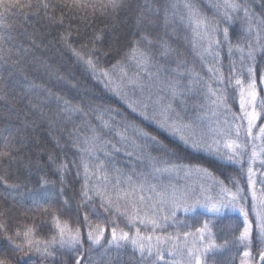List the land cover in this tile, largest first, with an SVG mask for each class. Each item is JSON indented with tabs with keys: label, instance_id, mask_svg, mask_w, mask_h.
<instances>
[{
	"label": "snow or ice",
	"instance_id": "1",
	"mask_svg": "<svg viewBox=\"0 0 264 264\" xmlns=\"http://www.w3.org/2000/svg\"><path fill=\"white\" fill-rule=\"evenodd\" d=\"M58 7L61 14L56 17L53 13ZM122 7H126L124 0H0V25H4L5 18L10 15L27 17L43 12L53 22L63 24L67 16L69 20L76 19L91 26L97 12L102 17L110 14L114 17ZM208 7L210 14L204 11L198 0H171L163 9L165 24L178 21L190 31L196 55L210 65V79L189 70L190 78L184 87L179 79L165 82L159 79L158 72L154 74L148 71L152 57L141 48L139 41L134 42L132 59L137 68L146 73L148 83H145L139 72L129 76L120 61L112 66L121 72L118 82L108 70L99 66L100 55H107V52L96 47V43L103 38L102 30L94 31L90 37L91 47L87 43L81 45V49L86 48L87 52L68 43L73 35L72 25L68 26L69 31L62 34L61 38L92 75L102 80L105 88L112 91L133 112L179 140L193 153H204L218 161L229 183L218 179L209 168L200 163L182 161L176 149L153 132L123 118L117 120L120 113L116 109L89 104L87 107L99 122V129L88 122L89 133L80 135L78 130H74L75 136L71 139V145L79 155V164L75 160L71 163L77 166V175L83 177L81 200L76 207V224L72 225L61 215L63 208H70L67 199L62 200L63 208L57 209L53 205L55 197L51 191L39 195L21 194L17 199L14 192L20 185L9 183L5 170V174L0 175V182L11 190L4 199L11 198L13 204L5 207L0 202V217L19 205L23 209L22 215L42 212L50 216V221H41L39 225L35 221L32 224L17 221L22 227H16L11 232L0 221V241H3L0 244V264H80L85 255V264H102L100 257L107 258L105 264H113L109 249L114 248L119 256L120 250L128 247L138 255L140 264H213L209 256L215 257L217 253L228 251L230 245L242 247L244 258L251 257L253 223L259 260L264 261V123L257 126V122L264 117V97L259 95L254 71L257 56L264 57V41L261 40L264 18L255 15L249 0H208ZM154 11L159 13L160 9L155 8ZM237 20L243 22L244 35L255 37L254 42L249 40L246 45L239 41L235 45L232 43L229 25ZM76 29L78 35L79 25ZM142 39L148 44L152 43L147 36H142ZM223 44L227 45L230 57L233 48L240 54V67H236V61H231L227 77L215 66ZM161 47L165 56L170 51H175L166 40L161 41ZM11 51L10 48L5 50L0 47V59L7 63ZM206 57H211L212 60H206ZM246 61L250 62L246 68L247 79ZM182 63L178 61L172 70L178 77L185 75ZM153 76L157 80L155 84L151 82ZM261 79L264 81V76ZM128 85H134L139 90V96L134 92L129 94ZM229 89L238 99L239 114L233 112L228 104ZM201 90L204 104L200 107L205 110L197 113L194 120H185L174 106L175 103L186 105V94ZM57 100L62 102L64 112L79 113L87 118L89 112L80 103L73 104L62 97H57ZM221 110L225 117L230 115L232 119L225 118L221 122L218 118ZM104 133H115L124 144L128 156L133 155L132 151H127L130 142L132 149L139 150L138 160L147 157L152 173L168 176L195 174L207 181V185L201 183L198 188L187 185L180 188L170 183L158 187L156 183H150L144 173L134 179L133 175L123 173L116 167L110 158L109 147L117 152L120 149L110 139H106ZM14 139L10 134L0 143V164L4 160L16 159L13 152H18L19 149L13 143ZM153 150L160 155L153 156ZM68 165L66 160L58 165L61 182L63 174L68 171ZM229 169L233 171H228ZM41 183L47 187L53 182L42 179ZM213 187L217 189L215 195L210 194ZM60 192L62 194V188ZM97 202L99 209L110 218L111 223L110 238L105 243L102 241L105 239V231L109 230L105 227L109 220L102 217ZM198 210H203L214 218L237 213L242 217V230L235 235L234 241L225 238L222 243H217L209 220H203L193 230L190 224L176 219L177 212L182 211L185 216L191 215L195 220ZM250 212L254 222L250 219ZM79 214H82L86 233L81 231ZM93 216L96 217L95 220L92 219ZM117 217L124 219L130 230L119 228ZM181 224L188 230L179 231ZM170 226L177 230L167 232L166 229ZM41 228L49 230L47 237L41 235ZM85 235L89 242L87 249L84 247ZM94 248L101 250L100 257L93 255ZM57 253H60L58 260ZM25 257L29 258L28 261H25ZM219 264L225 262L220 261ZM241 264H249V261L243 259Z\"/></svg>",
	"mask_w": 264,
	"mask_h": 264
},
{
	"label": "trees",
	"instance_id": "2",
	"mask_svg": "<svg viewBox=\"0 0 264 264\" xmlns=\"http://www.w3.org/2000/svg\"><path fill=\"white\" fill-rule=\"evenodd\" d=\"M126 7L118 10V15L100 16L97 12L94 22L91 26H86L79 20H69L65 16L63 24L53 22L43 15H10L5 18L4 25H0V47L5 50L11 49L10 56L7 57V63L0 59V143L3 138L13 135L15 139L13 143L19 149L13 152L16 157L14 161L4 160L0 164V175L7 171V180L9 183L20 185L14 192L17 199L21 194L25 196L39 195L45 191H51L54 194L53 205L57 209H62V200L67 199L70 208H63L61 215L68 219L72 225L77 222L78 213L76 207L81 200V185L83 182L82 175H77V166L71 161L75 160L79 164V155L77 150L72 147L71 139L74 138V130H78L80 135L88 134V122L99 129V122L95 119L94 113L90 112L88 105L111 107L116 109L121 118L132 122L136 125L144 127L146 130L158 135L170 147H174L178 157L184 162L200 163L209 168L214 175L226 184L229 181L223 174L224 169L218 161L213 157L204 153H193L191 149L186 148L179 140L169 136L156 127L155 124L145 121L138 113L133 112L127 105L119 99L112 91L105 88L102 80L97 79L91 71L78 60L74 53L61 38L62 34L69 31V25H72L71 31L73 35L69 38L68 43L78 50L87 52V49H81V45L87 43L91 47L90 37L94 31L102 30V40L96 43V47L107 55H100L98 61L99 66L109 71V74L117 82L121 77L119 69H113V65L120 61L127 70L129 76H133L139 72L141 78L148 83L146 73L138 69L132 59V49L134 42L139 41L143 50L149 52L152 57V64L148 71L159 73V79L167 82L169 79L173 81L179 79L181 86L187 85L190 78L189 70L198 72L205 79H210L208 72L209 64L201 61L193 49V36L190 31L179 24L178 21L165 24L164 7L171 3V0H124ZM204 11L209 12L208 0H198ZM253 12L256 16L264 18V0H249ZM159 8L160 12L154 11ZM110 12V10H108ZM61 14L59 7L53 13L56 17ZM78 15L80 13H77ZM140 21V22H138ZM243 22L235 21L229 25V35L232 43L235 45L239 41L242 45H246L249 40L255 41V37L244 35L242 31ZM79 25V34L77 35L76 26ZM147 36L152 41L148 44L142 39ZM167 41L172 49L166 56L163 55L161 41ZM261 40L264 41V31H261ZM239 53L233 48L231 57L229 56L226 44H223L219 50V58L215 61V66L219 67L228 76L231 61H236V67H240ZM211 61V57H206ZM182 61V70L185 75L178 77L172 70L176 67L177 62ZM250 62H245V79H247L246 68ZM256 80L259 84V93L264 97V86L261 77L264 76V57L258 55L254 65ZM127 84V77L124 78ZM152 83H157L156 77L153 76ZM129 94L135 93L139 96V90L134 85H128ZM51 93V95H49ZM164 95L165 93H161ZM57 97H62L71 101L73 104L80 103L84 106V110L89 112L87 118L79 113H66L63 111L62 102H58ZM186 105L175 103V107L180 111L181 116L185 120H194L197 113L204 111L200 106L204 104L203 91H194L186 94ZM228 104L233 112L238 113V99L231 89H229ZM264 123V117L261 118L260 124ZM255 132V131H254ZM106 139H110L112 144L116 145L120 151H114L109 147L111 159L116 167L120 168L123 173L133 175L134 179L144 173L148 176L150 183L160 185L175 184L177 187L198 186L201 183L207 185V181L202 180L195 174L185 176L181 173L179 176L160 175L151 172L147 157L138 160L139 150L132 149L129 142L127 151H132L133 155H126L124 144L119 140L115 133H104ZM153 156L160 153L153 150ZM51 157V159H50ZM103 158V157H102ZM174 159V158H173ZM62 160L69 162L68 171L64 173L63 182H61V173L57 170ZM228 171H233L229 169ZM42 179L50 182L47 187L41 183ZM244 183V181H242ZM259 187V185H258ZM63 189L61 194L60 189ZM11 190L0 182V202L5 207H11L13 201L11 198L4 199L5 195ZM216 188H212L211 195H215ZM245 194H248L246 187ZM147 195V193H146ZM251 201L249 200V206ZM99 211V204L97 202ZM23 209L17 205L12 212L6 213L4 217H0V221L4 222L11 232L16 227H22L17 221H24L32 224L33 221L37 225L41 221H50V216L45 213H33L24 216L21 213ZM102 217L109 222L105 227L109 230L105 231V243L110 238V218L102 213ZM81 222V231L86 233L83 227L82 214H79ZM93 220L96 217H92ZM119 228L128 231L129 226L126 221L117 217ZM176 219L191 225L194 230L199 227L203 220H209L210 225L216 236L217 243H222L225 238L230 241L235 240L242 230V217L237 213H227L223 217L214 218L198 210L197 219L193 220L192 216H185L182 211L177 212ZM250 219H253L250 212ZM171 225V221H169ZM253 245L251 248V257L244 258L242 247L230 245L228 251L217 253L215 257L209 256L210 262L219 264L224 261L225 264H241V260L247 259L249 264H258L259 249L255 239V223H253ZM177 229L168 227L167 232H175ZM188 229L180 225L179 231H187ZM143 231V228H142ZM41 235L47 237L48 229L41 228ZM3 244V241H0ZM85 249L89 247V242L85 235ZM101 250L93 249V255L100 257ZM109 255L113 258V264H140L138 255L133 253L130 247L120 250L119 256L116 250L109 249ZM60 253H57V260ZM38 259V257H34ZM102 264H105L106 257H100ZM28 261V257L24 258ZM85 259L80 264H85ZM167 259V256H166ZM264 264V261L263 263Z\"/></svg>",
	"mask_w": 264,
	"mask_h": 264
},
{
	"label": "rangeland",
	"instance_id": "3",
	"mask_svg": "<svg viewBox=\"0 0 264 264\" xmlns=\"http://www.w3.org/2000/svg\"><path fill=\"white\" fill-rule=\"evenodd\" d=\"M257 81V80H256ZM263 86H264V83H263ZM257 89H258V92H259V84H258V82H257ZM259 95H260V93H259ZM238 107H239V104H238ZM239 111H240V109H239ZM237 114H239V112L237 113ZM218 118L221 120V122L225 119V118H227V119H229V120H231L232 119V117L229 115V116H227V117H225L224 115H223V113H222V110H221V113L220 114H218ZM212 119H217V117H212ZM259 122L260 121H258L257 122V126H258V124H259ZM260 126V125H259ZM255 131V130H254ZM258 180H259V177H258Z\"/></svg>",
	"mask_w": 264,
	"mask_h": 264
},
{
	"label": "water",
	"instance_id": "4",
	"mask_svg": "<svg viewBox=\"0 0 264 264\" xmlns=\"http://www.w3.org/2000/svg\"><path fill=\"white\" fill-rule=\"evenodd\" d=\"M262 263H263V261H260V260H259L258 264H262Z\"/></svg>",
	"mask_w": 264,
	"mask_h": 264
}]
</instances>
